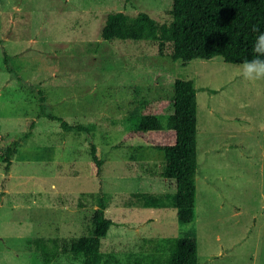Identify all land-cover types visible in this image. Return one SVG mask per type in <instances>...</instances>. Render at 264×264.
Instances as JSON below:
<instances>
[{"label":"rangeland","instance_id":"obj_1","mask_svg":"<svg viewBox=\"0 0 264 264\" xmlns=\"http://www.w3.org/2000/svg\"><path fill=\"white\" fill-rule=\"evenodd\" d=\"M173 0H0V264H45L33 243L54 247L90 234L98 202L113 225L100 264H150L144 239L197 242L199 264H264V81H245L221 57L172 60L151 41L101 38L107 16L171 21ZM21 76L11 79L3 64ZM176 79L197 89L195 216L177 220L164 157L140 143L117 147L144 111L173 96ZM45 112L89 128L104 160L96 177L85 136ZM31 124L33 127L31 129ZM27 134L26 138L23 135ZM19 140L9 172L6 148ZM156 200L165 208L147 204Z\"/></svg>","mask_w":264,"mask_h":264},{"label":"trees","instance_id":"obj_2","mask_svg":"<svg viewBox=\"0 0 264 264\" xmlns=\"http://www.w3.org/2000/svg\"><path fill=\"white\" fill-rule=\"evenodd\" d=\"M171 21L159 24L145 13L130 17L122 12L107 16L101 30V38L113 41H151L158 43L162 55L167 43L172 44V60L184 64L193 60H211L221 57L228 64L241 65L252 58L251 45L258 33L253 27L264 31V0H173ZM9 57L3 54V64L11 79L21 81V76L9 67ZM197 89L190 80L176 79L173 96L159 101L151 111L142 112L137 126L125 133L117 147L140 143L161 153L164 166L161 175L174 181L175 192L171 196L172 207L176 209L177 220L188 224L195 216L197 175ZM45 99L40 97V115L57 122L63 132H76L85 136L96 177H100L104 160L95 145L88 127L70 125L60 117L47 114ZM33 124H31V129ZM27 134L23 135L26 138ZM19 140L13 141L5 150V172H9L13 157L19 147ZM147 204L153 208H165L156 200ZM106 206L98 202L92 218L90 234L69 242L49 240L60 251L75 258H82L83 264L101 263V243L106 238L112 221L105 217ZM153 250L150 264H199L197 242L194 237L144 239ZM45 264L53 261L58 253L48 251L41 239L33 241Z\"/></svg>","mask_w":264,"mask_h":264},{"label":"clouds","instance_id":"obj_3","mask_svg":"<svg viewBox=\"0 0 264 264\" xmlns=\"http://www.w3.org/2000/svg\"><path fill=\"white\" fill-rule=\"evenodd\" d=\"M253 32L258 34L251 45L252 58L242 62L240 76L245 81H264V31L254 26Z\"/></svg>","mask_w":264,"mask_h":264}]
</instances>
